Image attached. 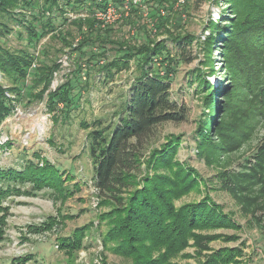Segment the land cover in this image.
<instances>
[{"label": "trees", "instance_id": "obj_1", "mask_svg": "<svg viewBox=\"0 0 264 264\" xmlns=\"http://www.w3.org/2000/svg\"><path fill=\"white\" fill-rule=\"evenodd\" d=\"M188 1L143 0L141 6L149 7L150 24L141 16H125L122 8L125 0H114L123 14L114 25L102 27L94 13L106 7L104 0H0V14L13 17L28 34L20 50L13 51L0 43V75L7 82H0V128L22 102L25 89L30 91L27 104L45 101L57 124L60 115L70 119L72 110L79 107V95L73 93L88 87L82 74L90 65L105 74V81L132 66L137 73L129 100L117 112L120 119L115 126H104L100 120L93 125L88 121L81 124L89 130L88 158L96 190L102 198L100 205L110 210L99 215L96 227L91 222L58 239V247L71 256L85 248L86 236L102 224L108 227L101 238L104 251L122 257L128 264H181L179 257H192L183 253L193 246L191 240L201 253L209 250L207 242L222 237L200 232L239 228L234 216L226 214L208 196L200 202L176 206L177 201L200 185L199 173L177 160L181 137L172 136L161 149H148L160 126L188 120L187 105L174 100L171 93L179 68L187 58L184 53L174 54L167 45L169 41H183L191 46L196 40L192 34L178 32L184 26L182 16L187 13ZM180 2L183 5L175 8ZM223 2L226 10L219 15V21H209L212 35L205 44L209 72L204 67L192 70L186 82L187 90L197 83L200 92L206 94L209 112L197 130L196 148L208 164L239 151L252 140L257 125L264 120V0ZM141 6L131 4V9L137 12ZM160 14H164L163 18ZM174 17L180 24L173 30L168 28V21ZM154 30L167 33L170 39L154 41L150 37ZM13 32V28L0 23L1 36ZM142 34L146 39L140 43L138 37ZM44 39H47L45 46L38 49ZM218 43L223 51L221 63L228 74V87L224 89H214L206 76L216 74L212 51ZM68 47L79 53L75 73L66 84L50 91L55 74L62 69L61 58L56 56L66 54ZM155 60L163 65L158 68L165 71L163 75L154 71ZM102 61L104 64H100ZM7 146L11 147V143L7 142ZM33 157L43 165L23 157L25 164L20 169L0 168V244L5 240L10 217V208L4 206V201L10 195L37 197L39 192L50 188L53 197L63 203L74 195L66 188L71 176L63 178L73 173L62 174L48 159L36 153ZM252 159L245 169L230 177L234 186H226L241 203H247L254 194L257 197L253 201H264V141ZM55 222L49 217L46 231L52 230ZM30 230L39 231L36 226ZM226 240L233 241L236 237ZM244 255L241 247L221 248L196 264H241ZM32 260L31 255H25L11 259L8 264H30Z\"/></svg>", "mask_w": 264, "mask_h": 264}, {"label": "rangeland", "instance_id": "obj_2", "mask_svg": "<svg viewBox=\"0 0 264 264\" xmlns=\"http://www.w3.org/2000/svg\"><path fill=\"white\" fill-rule=\"evenodd\" d=\"M181 3L183 2L175 5V8ZM185 7L187 13L182 16L184 18L182 26H184L178 32L182 35L192 34L196 40L191 46L183 41L178 43L169 41L167 45L174 54L184 53L187 58L179 68L177 78L172 84L171 93L174 100L187 105L188 120L179 124L168 123L160 126L154 132L148 149L150 148L151 151L161 149L172 136L181 137L177 160L199 173L200 185L198 189L177 201L176 206L200 202L208 196L223 207L226 214L234 216L239 228L200 232L202 235H221L222 237L207 242L209 250H204L201 253L194 246V241L191 240L190 244H193L194 247L187 248L183 253L192 257L189 259L179 257L178 261L181 264H196L204 261L207 256L221 248L241 247L245 254L241 259V264H264V201L262 199L259 202L253 201V198L257 197L254 194L252 197H248L250 200L247 203H241L226 187H233L230 177L245 169L249 160L253 161V155L264 141V120H261L257 125L252 140L239 151L221 156L218 163L213 164H208L204 158L200 157L196 148L197 130L209 109L205 105L206 94L200 92L197 83L190 90L186 89L187 75L190 71L203 67L205 72H209L205 64V44L212 35V31L208 27L209 21L218 22L219 15L224 13L226 7L223 0H190ZM124 11L125 16H141L151 24L148 5L139 7L137 12H134L131 7ZM108 12L110 14L107 16L101 15V20L106 22L105 26L114 25L115 20L123 14L117 11V8H111ZM83 13L87 15L86 11ZM162 16L164 14L160 17ZM12 18L0 14V23L7 24L10 29L14 30L12 34H5L6 36L0 34V43L14 51L25 46L24 41L28 38V34ZM177 20L176 17L169 18L170 24L168 25L170 27L168 28L176 29L180 24ZM224 36L222 33L221 37ZM150 37L154 41L170 39L167 33L160 34V30H154ZM215 37L217 38V36ZM145 39V34L138 37L140 43ZM46 41L47 39L41 41L37 48L44 47ZM57 47L59 46L57 45ZM70 48L65 49L66 54L56 56L58 59L61 58L59 62L62 63V69L55 74L50 91L54 92L66 84V81L75 73V63H77L79 53ZM73 48H76L75 45ZM221 48L220 43L213 45L212 55L216 62V74L206 75L214 89L228 87V74L221 63L223 60ZM41 59L43 60V58ZM100 64H104V62L102 61ZM90 66L84 69L82 74V80L87 83L88 87L77 89L73 93L74 96L79 95L78 99L80 100L79 107L72 110L70 119L60 115V122L54 124L53 114L47 111L45 101L27 104L30 91L25 89L22 93V102L16 106L12 115L0 128V168L20 169L25 164L23 157L42 166V161L33 157V154L36 153L59 168L60 173H73V176L64 175L63 178L71 176L72 179L66 182V188L74 192V195L64 203L53 197L50 188L39 192L37 197L15 194L7 197L4 206L10 208V217L8 218L5 240L0 244L2 264H8L11 259L25 255L33 257L30 264H128L122 257L104 251L101 238L108 227L102 224L97 229L95 228L99 223V215L110 209L100 205L102 198L99 197L96 190L91 160L88 158L86 136L89 130L83 129L81 124L88 121L93 125L100 120L104 126L108 124L115 126L120 119L117 112L129 100L131 87L137 73L132 66L116 73L113 79L108 78L105 81V74L99 73L94 66ZM153 66L154 71H159L160 75L165 73L164 70L158 69L163 66L160 61L155 60ZM0 82L7 84L2 75H0ZM27 85L29 86V83ZM7 142L11 143V147L7 146ZM148 149L146 155L150 153ZM224 177H226V181ZM74 186H79L80 189L77 191ZM71 215L75 217L72 219ZM49 217L54 218L56 222L52 230L46 231L48 228L46 222ZM91 222H94L95 227L84 239V249L71 256L58 247L59 238L68 237L74 233L77 227ZM31 226L38 227L39 231L37 233L31 231ZM227 237H236V240H226Z\"/></svg>", "mask_w": 264, "mask_h": 264}, {"label": "built area", "instance_id": "obj_3", "mask_svg": "<svg viewBox=\"0 0 264 264\" xmlns=\"http://www.w3.org/2000/svg\"><path fill=\"white\" fill-rule=\"evenodd\" d=\"M95 1V0H94ZM98 1H101V0H98ZM114 0H106V9L104 10V8L102 9H99L98 11H96L94 13V16L96 17V19L101 23V25L104 27L106 22L102 21L101 19V15L103 16H107L108 14H110V12H108L111 8H117V11H119L118 9V6L117 5H114ZM131 4L133 5H140L142 4V0H125L124 2V6H122V8L124 10H128L129 7H131ZM71 17L74 18V16L71 14ZM116 21V20H115ZM109 23V22H108ZM61 62H64L63 60H61Z\"/></svg>", "mask_w": 264, "mask_h": 264}]
</instances>
